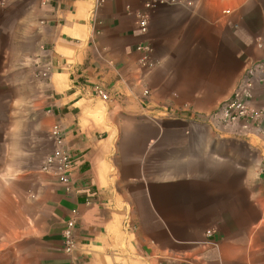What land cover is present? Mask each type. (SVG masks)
I'll list each match as a JSON object with an SVG mask.
<instances>
[{
  "label": "crops",
  "instance_id": "0c3cea01",
  "mask_svg": "<svg viewBox=\"0 0 264 264\" xmlns=\"http://www.w3.org/2000/svg\"><path fill=\"white\" fill-rule=\"evenodd\" d=\"M149 1L0 0V264H264V123L212 116L264 59V0Z\"/></svg>",
  "mask_w": 264,
  "mask_h": 264
},
{
  "label": "built area",
  "instance_id": "2783aa9c",
  "mask_svg": "<svg viewBox=\"0 0 264 264\" xmlns=\"http://www.w3.org/2000/svg\"><path fill=\"white\" fill-rule=\"evenodd\" d=\"M105 0H96L97 5H101ZM164 3H184L191 4L190 0H150L145 3L147 8H154L156 5ZM140 31L145 33L148 25V16L140 14L138 16ZM137 50L142 51V65L151 68L155 65V61L151 59L152 48L149 45H138ZM50 67L39 72V77L45 79L50 73ZM264 76V59L250 61L243 69L242 74L235 84L231 95L222 101L212 116L224 123L235 124L243 122L244 126L253 124L258 127L264 123V108L255 109L251 106L252 87L256 78ZM97 96L102 100H108V94L99 86L94 88ZM146 94V91H144ZM49 136L54 142V150L47 155L41 165V170L50 175L58 183L68 186L70 183V173L73 166L72 156L65 145V139L60 128L55 125L50 128ZM75 226L74 218L69 219L62 232L63 250L71 253L76 242L73 237L72 230Z\"/></svg>",
  "mask_w": 264,
  "mask_h": 264
}]
</instances>
